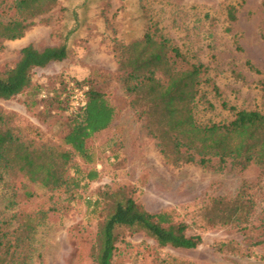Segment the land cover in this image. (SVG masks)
<instances>
[{"label": "rangeland", "instance_id": "rangeland-1", "mask_svg": "<svg viewBox=\"0 0 264 264\" xmlns=\"http://www.w3.org/2000/svg\"><path fill=\"white\" fill-rule=\"evenodd\" d=\"M229 4L237 6V18L230 24ZM147 30L179 46L191 61L207 65L204 78L215 82L219 95L211 82L203 83L205 97L214 108L199 103L195 110L199 121L229 119L231 112L221 106L222 100L237 108L264 109V73L247 65L250 61L264 71V0H58L50 11L35 18L22 37L2 40L0 74L14 65L20 48L28 43L38 49L65 43L67 56L34 67L32 87L0 98V107L25 134L53 144L66 132L69 114L85 103L87 90L93 87L103 92L114 107L113 120L93 135L92 161L74 159L81 169L95 168L98 175L72 195L30 184L35 195L17 196L12 208L7 206L8 178L0 176V211L49 210L36 233L33 264H94L84 255L78 260L77 243L91 241L96 231L100 209H93L95 200L125 187L148 211H172L186 222L187 233L201 234L202 242L190 249L167 245L159 249L164 258H156L149 253L156 246L151 237L121 228L113 264H175L177 259L183 264H264V247L256 248L252 256L217 251L218 242L246 244L251 234L245 235L232 224L208 226L203 219L212 197H231L246 181L257 200L252 218L256 222L264 207V170L256 165L240 172L195 163L173 165L149 134L144 116L133 107L118 58L123 45Z\"/></svg>", "mask_w": 264, "mask_h": 264}, {"label": "trees", "instance_id": "trees-1", "mask_svg": "<svg viewBox=\"0 0 264 264\" xmlns=\"http://www.w3.org/2000/svg\"><path fill=\"white\" fill-rule=\"evenodd\" d=\"M58 0H0V46L2 40L22 37L35 18L50 11ZM237 6L226 9L230 23L237 18ZM68 54L65 43L38 49L32 43L22 46L13 66L0 74V98H10L32 87V69L50 61L63 60ZM248 67L257 72L250 61ZM123 71L125 91L130 101L145 118V126L156 140L163 157L173 165L195 163L220 171L226 167L243 171L251 165L264 170V109L237 108L222 100L221 106L231 112L229 119L199 121L195 110L199 103L214 108L205 97L202 85L210 83L217 95L214 81L204 76L208 67L190 56L165 37L155 38L149 30L140 38L123 45L118 58ZM114 107L103 92L90 87L86 101L78 111L69 114L68 128L59 143H48L25 134L12 116L0 107V176L10 194L7 206L12 208L17 196L31 198L35 190L30 184L46 190L63 189L72 195L77 188L97 177L95 168L81 169L75 157L90 163L93 135L109 127ZM73 173H70V169ZM244 181L231 197H212L205 206L203 219L208 226L234 225L249 236L246 244L221 241L219 252L252 256L264 247V207L252 222L257 200ZM93 209H100V219L92 240H79L77 256L87 257L94 264H113L119 240V229L143 231L156 246L152 256L162 257L161 248L169 245L190 249L202 242L200 233H187V224L172 211L150 212L135 200L125 187L95 200ZM49 210L34 212L0 211V264H33L37 255L36 233L47 219ZM158 249V250H157ZM175 264H183L177 259Z\"/></svg>", "mask_w": 264, "mask_h": 264}]
</instances>
